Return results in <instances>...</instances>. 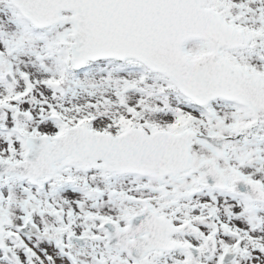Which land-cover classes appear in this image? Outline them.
Instances as JSON below:
<instances>
[{"label": "snow or ice", "instance_id": "1", "mask_svg": "<svg viewBox=\"0 0 264 264\" xmlns=\"http://www.w3.org/2000/svg\"><path fill=\"white\" fill-rule=\"evenodd\" d=\"M0 264H264V0H0Z\"/></svg>", "mask_w": 264, "mask_h": 264}]
</instances>
